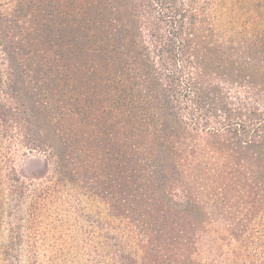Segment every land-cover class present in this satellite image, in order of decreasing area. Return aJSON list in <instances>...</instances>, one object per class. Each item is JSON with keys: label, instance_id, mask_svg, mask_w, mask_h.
I'll list each match as a JSON object with an SVG mask.
<instances>
[{"label": "trees", "instance_id": "trees-1", "mask_svg": "<svg viewBox=\"0 0 264 264\" xmlns=\"http://www.w3.org/2000/svg\"><path fill=\"white\" fill-rule=\"evenodd\" d=\"M4 1L0 53H22L13 21L33 1L45 53L65 54L45 72V136L21 99L33 77L0 58L3 132L111 205L147 263L264 264L249 250L264 249V2Z\"/></svg>", "mask_w": 264, "mask_h": 264}, {"label": "rangeland", "instance_id": "rangeland-1", "mask_svg": "<svg viewBox=\"0 0 264 264\" xmlns=\"http://www.w3.org/2000/svg\"><path fill=\"white\" fill-rule=\"evenodd\" d=\"M40 7L31 1L26 11L34 16L24 26L13 21L24 44L22 53H0V58L11 64L16 77L21 72L33 77L32 89L20 85L21 99L40 126L36 131L45 136V95H50L45 92L50 84L45 72L51 70V56L56 55L60 64L65 53H45V20L34 18ZM226 26L222 23L228 33ZM263 51L259 42L254 53ZM20 143L16 133L0 127V264H153L142 259L136 234L129 232L111 205L56 180L58 174L47 162L45 150L25 149ZM249 250L264 258V249ZM207 253L201 250L195 263L222 264L225 259L208 262Z\"/></svg>", "mask_w": 264, "mask_h": 264}]
</instances>
